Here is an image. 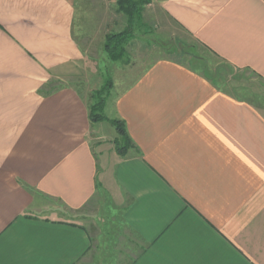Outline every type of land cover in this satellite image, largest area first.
<instances>
[{
  "label": "crops",
  "instance_id": "crops-1",
  "mask_svg": "<svg viewBox=\"0 0 264 264\" xmlns=\"http://www.w3.org/2000/svg\"><path fill=\"white\" fill-rule=\"evenodd\" d=\"M93 1L0 0V264H264V104L159 56L130 80L115 61L92 120L75 24ZM149 4L264 80V0Z\"/></svg>",
  "mask_w": 264,
  "mask_h": 264
},
{
  "label": "rangeland",
  "instance_id": "rangeland-1",
  "mask_svg": "<svg viewBox=\"0 0 264 264\" xmlns=\"http://www.w3.org/2000/svg\"><path fill=\"white\" fill-rule=\"evenodd\" d=\"M86 6L85 9L83 6L78 7L75 30L81 44L84 43L85 37L91 41L90 54L92 56L83 60L82 75L76 81L94 89L90 96L93 105L100 98L108 97L110 91L108 94L103 92L102 97L96 96L94 93L96 94L109 76L117 71L115 67L117 62L109 59L103 48L104 34L124 29L127 25V15L118 10L116 0H94L93 3H88ZM141 24L135 25L134 37L127 44L128 55L121 61V66L128 63L139 65L135 73L126 75L128 80L159 56H167L199 68L201 71L207 68L210 74L219 80L223 89L264 104L263 79L256 78L247 70L231 68L193 37L185 34L174 22L166 19L160 20L153 4H147L144 7ZM232 80L239 84L238 88L233 87ZM55 86L56 84L49 87L48 90H52ZM78 87L83 89L81 85ZM261 107L264 108V106ZM98 112L111 116L106 107H100ZM99 125L106 127V136L116 134L115 127L109 121L104 120ZM119 139L121 140V137Z\"/></svg>",
  "mask_w": 264,
  "mask_h": 264
},
{
  "label": "trees",
  "instance_id": "trees-1",
  "mask_svg": "<svg viewBox=\"0 0 264 264\" xmlns=\"http://www.w3.org/2000/svg\"><path fill=\"white\" fill-rule=\"evenodd\" d=\"M150 3V0H117L118 10L124 12L127 15V25L126 27L119 31V32H111L107 34L104 49L108 55V58L114 61H122L125 59V56L128 55L127 52V44L130 40L134 37V29L135 25L138 23L142 25L143 21V10L144 7ZM128 62V61H127ZM203 72L214 78L212 74H210L209 70L205 68ZM112 86V80L109 77L107 81L104 83L102 88L94 93L96 96H101L103 92L109 93L110 88ZM105 102V98H100L97 103L91 104L90 106V116L92 120L98 119H105L106 117L103 116L98 112L100 107H103ZM121 137V140H118L117 145H121L123 141V147L129 146L132 144L131 138L125 128V125L122 121L119 120H111Z\"/></svg>",
  "mask_w": 264,
  "mask_h": 264
}]
</instances>
